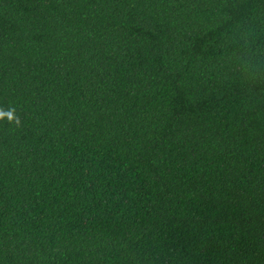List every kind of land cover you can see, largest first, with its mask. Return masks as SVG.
I'll use <instances>...</instances> for the list:
<instances>
[{
    "label": "trees",
    "instance_id": "obj_1",
    "mask_svg": "<svg viewBox=\"0 0 264 264\" xmlns=\"http://www.w3.org/2000/svg\"><path fill=\"white\" fill-rule=\"evenodd\" d=\"M0 264H264V0H0Z\"/></svg>",
    "mask_w": 264,
    "mask_h": 264
},
{
    "label": "clouds",
    "instance_id": "obj_2",
    "mask_svg": "<svg viewBox=\"0 0 264 264\" xmlns=\"http://www.w3.org/2000/svg\"><path fill=\"white\" fill-rule=\"evenodd\" d=\"M7 117L10 123H15L17 127L20 126L21 121L19 116L16 115V110L13 107L8 108L7 110L0 108V119Z\"/></svg>",
    "mask_w": 264,
    "mask_h": 264
}]
</instances>
